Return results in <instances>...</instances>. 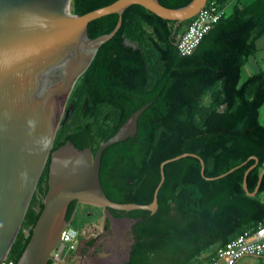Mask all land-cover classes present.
<instances>
[{
  "label": "trees",
  "instance_id": "trees-1",
  "mask_svg": "<svg viewBox=\"0 0 264 264\" xmlns=\"http://www.w3.org/2000/svg\"><path fill=\"white\" fill-rule=\"evenodd\" d=\"M116 0H73V12L84 14ZM192 0H160L181 7ZM224 3L228 0H218ZM119 14L89 23L93 39L110 33ZM162 18L133 4L123 12L117 33L103 42L89 68L73 87L51 152L70 141L94 152L147 103L134 137L108 146L102 155L100 178L107 196L121 203L149 204L161 181L158 210L110 209V215L134 221V241L126 260L118 264H204L216 249L247 230L264 224V176L255 196L244 189L247 175L253 191L264 169V69L243 80V67L257 52L264 34V0H238L232 11L203 37L191 55H182L177 34L190 22ZM208 97L206 100L205 98ZM49 157L28 212L12 246L18 261L48 190ZM77 207L67 210L70 220ZM110 219L105 229H110ZM29 232V234H27ZM213 248L202 259L203 253ZM52 264V260L49 261Z\"/></svg>",
  "mask_w": 264,
  "mask_h": 264
},
{
  "label": "water",
  "instance_id": "water-1",
  "mask_svg": "<svg viewBox=\"0 0 264 264\" xmlns=\"http://www.w3.org/2000/svg\"><path fill=\"white\" fill-rule=\"evenodd\" d=\"M207 2L192 0L174 8L160 0H116L75 14L73 0H0V261L12 249L49 157L43 209L16 264H49L65 226L73 220L75 211L67 220L73 200L102 207L105 227L111 219L110 209H146L154 214L159 207L158 192L165 180V165L171 161L194 156L201 162L202 175L210 180L236 168L208 177L204 159L185 152L161 163V181L151 203L111 200L100 178L103 152L108 146L135 136L138 119L150 103L134 111L96 152L91 146L79 149L70 141L51 152L73 87L89 68L100 45L120 29L126 8L139 4L162 18L182 22L194 17ZM112 13L119 14L116 27L108 34L91 38L89 23ZM250 158L255 163L247 169L243 185L248 195L255 196L264 169L256 188L250 191L247 175L259 162L256 155ZM89 228L86 223L80 242L90 241Z\"/></svg>",
  "mask_w": 264,
  "mask_h": 264
},
{
  "label": "built area",
  "instance_id": "built-area-1",
  "mask_svg": "<svg viewBox=\"0 0 264 264\" xmlns=\"http://www.w3.org/2000/svg\"><path fill=\"white\" fill-rule=\"evenodd\" d=\"M237 1L228 0L220 3L218 0H208L206 5L177 34L176 45L180 53L191 55L203 37L228 15V8L233 7ZM72 221L63 230L64 234L52 255V264H69L71 253L76 251L83 237V228L71 225ZM246 255L264 256V224L256 229L247 230L218 247L215 257L204 264H237ZM16 262L10 251L0 264H16Z\"/></svg>",
  "mask_w": 264,
  "mask_h": 264
},
{
  "label": "crops",
  "instance_id": "crops-1",
  "mask_svg": "<svg viewBox=\"0 0 264 264\" xmlns=\"http://www.w3.org/2000/svg\"><path fill=\"white\" fill-rule=\"evenodd\" d=\"M262 69H264V34L257 40V52L255 53V55L251 56L246 62V64L244 65L242 76L244 75V72H245V79H246L250 75L257 73ZM260 121L264 124V105L262 106L261 111H260ZM80 208L81 210H80L79 220L81 221L83 220V215H84L83 213H85V207L83 206L80 207V203L77 204L73 219L75 215L77 214L78 209ZM102 215L103 214H101L99 217H97V219H95L92 222L86 221L84 223V226L86 225V223L90 224V228H89L90 240L96 239L97 235L99 234L101 235V233L103 234V237H105L110 232H113V233L115 232L114 229L111 230L112 225L114 224L112 219H110V222H111L110 229L105 230V227H103V224H102ZM119 220H121L126 225L129 224L131 226L132 224V220L127 217L120 218ZM118 224H121V223H118ZM84 226H83V229H84ZM99 245L95 248V246H93L91 242H88V243H85L84 241L83 243L81 242L79 246V250L71 253L70 258H69V264H118L126 260L128 252L126 253V256L124 259L119 260L118 253H116L114 256H113V252H102V253L99 252L98 253L97 248L99 247ZM108 255L111 257V259H107V260L104 259L105 256H108ZM260 257H264V256H260Z\"/></svg>",
  "mask_w": 264,
  "mask_h": 264
},
{
  "label": "rangeland",
  "instance_id": "rangeland-1",
  "mask_svg": "<svg viewBox=\"0 0 264 264\" xmlns=\"http://www.w3.org/2000/svg\"><path fill=\"white\" fill-rule=\"evenodd\" d=\"M233 7L228 8V14L232 11ZM243 80H245V72L243 75ZM206 100L208 97L205 98ZM70 106L66 105L63 118L64 116L69 112ZM261 199H264V192L260 195ZM85 207V213H83V220H79L80 215V209H78L77 214L75 215L71 225L77 227V228H83L84 223L86 221H94L102 214V207L87 203H80V207ZM111 216V215H110ZM111 219L113 220L112 229H114V233L110 232L105 237H101L102 242L100 243L99 247L97 248V252H113V256L118 253L119 260H122L125 258L127 250L129 248V245L132 241L131 236V230L130 225L124 224L121 220L116 219L115 217L111 216ZM121 223V224H118ZM118 224V225H117ZM115 235V236H114ZM213 248H210L208 251L203 253V255L200 257L201 259L205 256H207ZM104 259H111V257L105 256ZM105 262V261H104ZM237 264H264V257H260L257 255H246L244 256L240 261H238Z\"/></svg>",
  "mask_w": 264,
  "mask_h": 264
},
{
  "label": "flooded vegetation",
  "instance_id": "flooded-vegetation-1",
  "mask_svg": "<svg viewBox=\"0 0 264 264\" xmlns=\"http://www.w3.org/2000/svg\"><path fill=\"white\" fill-rule=\"evenodd\" d=\"M120 218H123V217H119L118 219H120ZM127 218H129V217H127ZM129 219L132 220V224H131V226H130V230H131V228H132V226H133V224H134V220H133L132 218H129ZM103 229H104V228H103ZM105 230H106V229H105ZM130 232H131V236H132V241H131V243H130V245H129V248H128V250H127L128 254H129L130 247H131V245H132V243H133V241H134V236H133V234H132V231H130ZM101 237H103V234H102V233H101V235H100V234L97 235L96 239H92V240H90L89 242H91L92 245L95 246V248H96V247L102 242ZM80 243H81V242H80ZM80 243H79V244H80ZM82 243H83V242H82ZM78 250H79V245H78L76 251H78ZM127 257H128V255H127ZM126 259H127V258H126Z\"/></svg>",
  "mask_w": 264,
  "mask_h": 264
}]
</instances>
